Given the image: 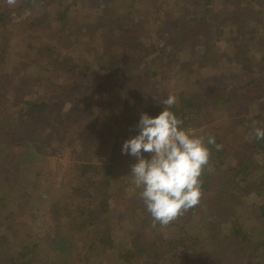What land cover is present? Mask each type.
Here are the masks:
<instances>
[{
    "label": "rangeland",
    "instance_id": "rangeland-1",
    "mask_svg": "<svg viewBox=\"0 0 264 264\" xmlns=\"http://www.w3.org/2000/svg\"><path fill=\"white\" fill-rule=\"evenodd\" d=\"M4 1L0 0V4ZM182 1L183 0H137L133 5H129L128 0H103V2L100 0H41L37 4L26 5V7L23 5L10 7L4 3L7 11H9L7 19L2 26L5 28V37L8 40L6 41V45L1 48L0 53H4L5 51V53L10 55L11 61L5 64L3 69L6 67L5 71L9 73L10 78L14 79L15 82H9V85L5 87L4 96L1 98L2 100H0V118H2V116L5 118L6 111L10 114L13 112L8 109V105L20 108L23 107V100L31 99V101L40 102L42 99H45L48 102L45 110L50 111L51 114L56 112L63 113L64 110L66 111L68 108L72 109V107H76V111L73 115L77 119H81L84 124V127H81L80 130L84 135H90V128L94 129L100 123L107 121L106 117L108 116H106V113L116 116V118H108V125L104 129L105 131L101 132V134L103 133L102 137L104 139L100 144L96 143V137L93 143L88 141L86 142L87 144L83 143L82 138L76 136L74 133V125H66L63 134L54 137L52 140H45L47 135L44 133L39 134L45 145L42 148L43 160L40 163L27 161L24 157H19L20 154L15 153V149L21 148L24 141H26L25 136H19L15 133L10 135L0 128V152L3 147L13 144L14 149L11 150V157L15 159V165L18 167L16 170L17 172L12 174L7 169H4L3 173L6 179L3 174H0V204L1 202L2 204L7 203L4 208L6 213L19 210L25 211L28 201H30V203L32 202L36 208H39L38 210L43 208L44 204L41 199H31V197H29L28 200L22 199L21 194L24 193L28 195L29 192H31V194H29L30 196L33 192L41 193V196L49 197L51 201H54L53 196L56 195V200L60 203L67 201L71 203L78 202L85 205L90 199L84 197V193L86 192L78 191L79 187L83 185L82 182L86 179L84 176H90L93 180L98 181L103 176L104 171V169H100L99 165H113L108 175V192L109 195L114 197L111 198L112 196H110L108 198L110 204L105 215L107 219L104 217L101 218L100 225H97V227L90 224L91 220L85 225L89 231H94V233H92L94 236L95 233H97V235L102 233L103 225L107 224L111 228V236L116 237V240L112 247L100 251V256L92 261L93 264H122L120 262L117 263L116 252L118 248L115 246V243L122 242L129 245L127 241H129L131 235L128 227L131 222L128 219V214H130L132 208H135L136 193L139 192L131 183L132 177L130 170L131 165L137 161L136 158L131 155L122 154V146L116 150L115 154H112V145H114L113 139L118 132L122 130H126L125 132L132 131V125L129 124L126 126L127 123L123 121L125 117H127V113H140L145 105V101H142V104H140L136 99L143 97L142 100H144L148 93H138L130 90L134 86L139 71L143 69L142 67L153 61L155 55L159 54L155 48L165 47L166 50H169L171 47L170 43L178 46L170 57L161 59L165 64L160 65L157 73L152 78V81H155L154 83L165 84L169 89L174 91H180V89L183 88L195 89V87L199 91H202L204 89V82H207L208 85L209 83H213V85L217 83L228 85L231 81L237 84L239 78L242 79V82H245L249 77L256 78V75L259 74L258 63L264 55V9L262 10L263 13L258 18L259 21H249V25L256 30L252 32V37L249 36V28L241 35L236 34V37L239 39H247V37L252 38L244 47H242L241 43H237V47H234V45L226 46L229 42V38L234 36L235 30L239 25L237 21L233 19V23L230 22L231 20L223 21L221 16L209 22L206 27L205 25H194L191 29L185 31V33L183 32L185 34V38L183 39H180V34L173 35L168 43L167 33L156 30L153 25H151L153 21L160 24L161 21L168 19L172 14L173 17L179 15V20L186 21H189L191 16H202L199 6L188 3L185 14L181 13L179 8L181 10L184 6L183 4L181 5ZM70 2V21L68 24L62 26L58 19V11ZM215 2L214 0L211 7L217 6L218 11L224 15L223 17L229 14L232 9H235L232 1L229 3L224 2V4L220 3L219 0ZM117 3L120 4V8L122 9L121 15L132 13L131 16L134 20H138L139 22L144 21V24L139 28L137 33L138 41L146 48L152 46L155 51L150 53L152 50V48H150L142 50L141 54H134V66L132 68H128V64L123 63L122 67L115 72L116 74L120 72V77L115 74L119 79L114 84L115 86L111 84L106 87L105 84L97 78H93L94 81L92 82L80 80L90 73L88 79V81H90L92 72L95 71V73H97L100 70V65L104 63L110 50L114 49L109 48L105 51L97 46L96 41L93 39L96 40V38L100 37L102 26L94 22L103 21L102 18L106 19L108 16L115 15ZM243 4L244 3H242L241 6ZM245 10H242L241 14L246 13ZM26 11L30 13L27 16L24 15ZM37 16L38 22L35 19ZM98 16H100V18H98ZM224 19L227 18L225 17ZM34 20L36 24L32 26L31 21L33 22ZM135 23L137 22L134 21L132 24L134 25ZM178 23L180 24L181 22ZM215 23H220L222 32L219 33V41H217L215 49L209 51L212 54V62L203 65L196 64L195 61L197 60L195 59L199 58V55L205 51L202 49V46L198 45L196 42L206 40V42L210 44L213 36H210L208 39L204 38L214 32L217 26ZM170 24H172L171 21L168 23V26ZM206 28H209L212 32L206 30ZM175 41L176 43H174ZM42 47H48L50 51L59 58L65 57L72 62L85 65L86 68H80V70H77V68L73 69L74 72H70L69 74L63 70L50 72L49 69H44L35 74L34 69L36 65L43 62L36 60L32 54H41L39 50ZM235 50L241 51L240 54L243 57H247V66L250 72L240 69L241 57L237 52L234 54ZM21 51L27 52V60H22L18 57L17 53ZM174 61L176 65L189 63V66H191V73H186L181 70V72H178L175 76L172 69L168 66V63H174ZM29 62H31L32 65H30ZM77 72H84L85 76L79 78ZM133 73H135L134 77ZM16 80H19V82L16 83ZM96 80L99 82L96 83ZM116 85L121 86L117 88ZM148 85L150 87L154 84L150 82ZM70 88H73L72 92H68ZM147 91L153 98L160 95L159 90L150 91L149 89ZM127 96L130 97L128 98V102H125V105H120V102ZM107 104H110V106ZM131 104H133V106L131 110H129ZM106 107L107 110L105 111ZM231 110L235 111L234 115L231 114L230 108L227 109L221 106L214 108L213 104L210 103L208 109L205 111V116L211 120H205V126L215 125L213 128L215 131L221 133L223 145H226L227 148L230 149H228V154L233 156L234 150H241L239 146H236L241 138L245 140L246 137V142L250 144L249 140L252 137L251 134L254 133V125L260 123L262 124L261 126H263L264 108L261 109L258 103L256 104V102L252 101L246 106L242 103L240 110L234 108ZM16 112L19 113L18 116L23 115L20 109H16ZM13 116L16 117L17 114ZM95 119H97V121H95ZM200 128L203 129V125L200 126ZM220 129L226 132L219 131ZM234 142L236 144L231 146ZM256 149L257 148L252 144L247 147L245 143L244 152L252 158V166L250 167L252 178L250 177V180L258 177L260 169L262 167L264 168V150L260 149L256 152ZM143 155L146 158L149 156L147 153H143ZM23 161L25 163H23ZM85 163L91 165L96 164L95 172L87 171L83 174L81 166ZM2 167H5V164H3ZM218 170L219 174L215 177H211L212 184L209 185L213 192L221 188L219 184L222 182L219 178L225 173L221 171V168ZM16 174L17 177L13 176ZM16 181L19 182V184H17ZM213 185L214 188H212ZM46 188H52L50 194H46ZM255 191L256 186L254 184L250 185L245 192L241 190L240 186L234 188L233 195L228 198V200L237 211V214H239V212L244 213L247 207L250 208L251 204L258 203L260 199ZM220 198L224 199L225 197L222 196ZM209 202L210 200H205L202 203L201 209L196 210L189 218V222L195 226L190 228L191 231L199 233L202 239L197 245V250L193 253L191 260L185 262L183 255H180L179 259L175 256L173 260H175V258L177 259V261L175 260V262H177L176 264H195L196 262L200 264H209L212 260L220 257L224 262H219L218 264H235L236 262L237 264H249L250 258H247L246 255L247 252H251L250 247L243 252L242 257L236 256L232 248L226 249L223 255H218V252L213 250V247L219 244L221 236L228 233L229 225L226 222H228L230 218L228 216L224 218L225 213L222 209H219L221 205L219 201H216V211L219 212L210 214L207 208ZM97 204L98 203L92 202L90 206L97 209ZM69 210L71 213L74 212L71 208H68V211ZM86 215H88L87 211L85 213V216ZM84 218L86 219L87 216ZM130 218L133 217L130 216ZM247 218L250 219L248 215ZM41 221H44L43 217L38 218L37 223ZM244 225L246 226L248 224L244 222ZM147 226L144 234L149 238L148 241L151 242L152 232ZM0 228L2 229V227ZM258 228L259 226H256V228L252 229L253 231H250V235H252V232L255 234L251 236L252 239H257L258 236L263 235L260 231L261 228ZM46 229V232L51 231L50 227ZM191 231H189V233H191ZM163 233H165V230H163ZM215 235L216 237H213ZM261 237L264 238V235ZM22 240V238L17 237L12 245H8V243L1 245L2 247L0 250L3 249V251H0L1 264H10L6 254L13 256L17 255L18 251L22 248ZM47 252L49 253V248L45 247V253ZM164 263L169 264L168 262ZM12 264H18V261ZM36 264H41V262L37 261Z\"/></svg>",
    "mask_w": 264,
    "mask_h": 264
},
{
    "label": "trees",
    "instance_id": "trees-1",
    "mask_svg": "<svg viewBox=\"0 0 264 264\" xmlns=\"http://www.w3.org/2000/svg\"><path fill=\"white\" fill-rule=\"evenodd\" d=\"M39 1L41 0H18V4L16 6L23 5L26 7V5L37 4ZM100 1L103 2V0ZM135 1L137 0H128L129 5H133ZM215 1L217 2V0ZM219 1L223 4L224 2L229 3L232 1L235 6V9H232L229 14L225 15L227 19H224V15L218 11L217 6H213L214 9L211 7L214 0H183L181 5L183 4L184 6L181 10L179 8L181 13L185 14L188 3L199 6L201 8L202 16H191L189 21H186L179 20V15L173 17L172 14V16H169L168 19L161 21L160 24L156 21H153L151 25H153L156 30L166 32L169 43L170 38L173 35L180 34V39H183L185 38V31H188L194 25H205L206 27L209 22L214 21L218 18V16H221L223 21L231 20L230 22L233 23V20H235L239 25L235 30L234 36L229 38V42L226 44V46L234 45V47H237V43H241L242 47H244L249 41L252 40V38L247 37V39H239L236 37V34L241 35L246 32L247 28H249V36H253L251 34L256 30H254V28L249 25V21H259L258 18L263 13L262 10L264 9L263 0ZM4 3L6 2L4 1L0 4V52L1 48L6 45V41L8 40L5 37V28L2 26L4 21L7 19L9 11H7L5 7L6 5ZM242 3H244L242 5L244 7L241 6ZM70 9L71 2L58 11V19L62 26L68 24L70 21ZM115 10V15L108 16L106 19L102 18L103 21L94 22L99 24V26H102V33L100 34L99 38H96V40L93 39L96 41L97 46L100 47L101 50L106 51L109 48L114 49L110 50L108 57H106L104 63L100 65V70L97 73H95V71L92 72L90 81H88L90 73L85 76L84 72H77L79 78L85 76L80 80L92 82L94 81L93 78H97L99 81L104 83L106 87L111 84L112 86H115L114 84L119 80L116 75L120 77V72L118 74L115 73L117 69H120L123 63L128 64V68H132L134 66L133 55L141 54L142 50L152 48V46L150 48H146L140 41H138L137 33L139 28H141V26L144 24V21L139 22L138 20H134L131 16L132 13L121 15L122 9L118 3L115 7ZM242 10H245L246 13L241 14ZM38 16L35 18L37 22ZM98 18H100V16H98ZM36 21H31V25L34 26ZM134 21L137 23L133 25L132 23ZM170 21L172 24L168 26ZM178 22H181L182 25ZM215 25L217 26L214 29V32L212 34L208 33L209 35L204 38L208 39L210 36H213L212 42L210 44L207 43L206 40L196 42L198 45L202 46L203 50H205L204 53L199 55V58L195 59L197 60L195 61L196 64L198 63L203 65L212 62V54L209 51L215 49L216 43L219 41V33L222 32L220 23H215ZM206 30L212 32V30L209 28H206ZM176 41L174 43H176ZM170 46L171 47L169 50H166L165 47L155 48L159 54L155 55L153 61H151L149 64H146L144 67H142L143 69L139 71L134 86L130 91H136L138 93L145 92L146 94L148 93L144 100H142L143 97H140V95V98L136 99L140 104H142V101H145V105L141 109L140 113H127V117H125L123 121L127 123L126 126L129 124L132 125V131L130 130V132H125L126 130H122L117 133L113 139L114 145H112V154H115L116 150L122 146L125 140L138 134L139 129L136 126L142 113H147L149 116L154 117L163 110V105L159 103V98L163 100L169 94H173L177 97V103L171 110L178 118L183 120V127L186 129H191L194 133L203 135L205 138H207L209 135L214 136L216 143L222 145V147L220 150H217L214 146L209 145L211 157L209 166L205 169L201 177V188L203 195L200 203L169 225L160 226L159 224H156L154 226L150 214L146 211L143 201L139 198V192L136 193L137 197L135 201L136 203L134 204L135 208H132V211L130 214H128V219L131 222L130 226L128 227L129 233L131 235L129 237V241H127L129 242V245H126L122 242L115 243V246L118 248L116 252L117 263L165 264L164 262H168L169 264H176L177 262H175V260L177 261V259L175 258V260H173V258L176 256L179 259L180 255L184 256L183 259L185 262L191 260L193 253L197 250V245L202 239L200 238L199 233L191 231L190 228L195 226L189 222V218L196 212V210L201 209L202 203L205 200H210V202L207 204V208L209 209L208 212L210 214L219 212L216 211V201H219L221 205L220 208H218L222 209L225 213L224 218L227 216L230 218L229 221L226 222L229 225L228 233L221 236L219 244L214 246L213 250L217 251L218 255H223L226 249L232 248L236 256L242 257L243 252L246 251L248 247H250L251 252H247L246 255L247 258H250L249 264H264V238L261 237L264 235V168L262 167L260 169L258 177L250 180V177L252 176L250 174L252 158L244 152L245 143L247 147H249L250 144L254 145V147L257 148L256 152H258L260 149L264 150V139L257 140L253 133L251 134L252 137L249 140V144L246 142V137L245 140L241 138L240 142L236 145L239 146L241 150H234L233 156H230L228 154L230 149L227 148L226 145H223L221 133L215 131L213 128L215 125L213 124L205 126V120H211L205 116V111L208 109L210 103L213 104L214 108L220 106L223 108L226 107L227 109L230 108L232 115H234L235 111L231 109L234 108L236 110H240L242 103H244V106H246L248 103L253 101L256 102V104L258 103V106H260L261 109L264 108V55L261 57V61L258 63L259 74L256 75V78L249 77V79L245 82H242V79L239 78L237 84L232 83L231 81L228 85H223L220 83L215 85H213V83H209L208 85L207 82H204V89L202 91H199L196 89V87L195 89L183 88L180 89V91H174L169 89V87L165 84L157 82L154 83L155 81H152V78L157 73L160 65L165 64V62L163 60L161 61V59L164 57H170V55H172L178 47L176 45H172V43H170ZM154 51L155 50L152 48L150 53ZM39 52H41L42 55L30 53L34 58H36V60L43 62L36 65L34 69L35 74L44 69H49L50 72L63 70L69 74L70 72H74L73 69L77 68V70H80V68H86L85 65L79 64L78 62H72L65 57H57V55L53 54L48 47H42ZM236 52L241 57L240 69L250 72L247 66V57H243L240 54L241 51L239 50H235L234 54ZM17 54L20 59L27 60V52L21 51ZM10 61L11 57L9 54L5 53V51L4 53H0V100H2L1 98L4 96V90L6 89L5 87L9 85L8 83L15 82L14 79L10 78L9 73L5 71L6 67L3 69V66L8 64ZM175 61L174 63H168L169 68L172 69L175 76L178 72H181V70L185 71L186 73H191V66H189V63L176 65ZM29 64L32 65L31 62H29ZM134 75L135 73H133V77ZM99 81L96 80V83ZM18 82L19 80H16V83ZM150 82H152L154 85L149 87L148 83ZM120 86L121 85H116L117 88H120ZM149 89L150 91L159 90L160 95L154 99L147 91ZM72 90L73 88H70L68 92H72ZM128 98L130 97H125L120 102V105H125V102H128ZM47 103L48 102L45 99H42L40 102L31 101V99L23 100V107L16 108L15 106L8 105V109L13 112L10 114L8 111H6V119L4 116L0 118L1 130L8 132L10 135L15 133L19 136H25L26 141H24L21 148L15 149V153L20 154L19 157H24L25 160L30 162L40 163L43 160L42 148L45 145L42 141L43 139L41 138V135L39 134L44 133L47 135L45 140H52L54 137L63 134L65 130L64 127L66 125H74L75 130L73 131L76 136H80V138H82L83 143L87 144V141L93 143L94 138L96 137V143L100 144L104 139L102 137L103 133L101 134V132L105 131L104 129L107 127L109 122L108 118H116V116L106 113V116H108L106 117L107 121L100 123L94 129L90 128V135H84L80 130L81 127H84V124L82 123L81 119H77L73 115V113L76 111V107H72V109L68 108L66 111L64 110L63 113L56 112L51 114L50 111L45 110L47 108ZM107 105L110 106V104ZM132 106L133 104L130 105L129 110H131ZM16 109H20V111L23 112V115L18 116L19 113L16 112ZM106 110L107 107L105 108V111ZM14 114H17V116H13ZM97 119H95V121H97ZM202 125L203 129L200 128ZM261 125L262 124L260 123L255 124L256 127L264 128V124L263 126ZM219 131L222 130L220 129ZM235 144L236 143L234 142L231 146H234ZM13 149V144H10L9 146L7 145L6 147H3L2 151L0 152V174H3V176L4 169H7L11 174L17 172L16 170L18 167L15 165V159L11 157V150ZM23 163L25 162L23 161ZM3 164H5V167H2ZM96 166V164L91 165L85 163L81 166L83 174L87 171L95 172ZM112 166V164H109L108 166L103 164L99 165L100 169H104V171L103 176L98 181L93 180L90 176H84L86 179L84 182H82L83 185L79 187L78 191L86 192L84 193V197L90 199L85 205H82L78 202L71 203L67 201L60 203L56 200V195L53 196L54 201H51L49 197L41 196V193L35 192H33L31 196L29 195L31 192H27L28 195L22 193L21 197L22 199L27 200L29 197H31V199H41L44 207L40 210H38L39 208H36L32 202L31 204L30 201H28L25 211L19 210L6 213L4 208L7 203L2 204L1 202L0 227H2V229L0 228V231L2 232H0V248L4 243L12 245L13 241L17 237L23 239L22 248L20 251H18L17 255L13 256L6 254L8 262L10 264L17 261L18 264H36L37 261H40L41 264H93L92 261L96 257L100 256L101 250L112 247L116 237L111 236V228L109 225H103V232L99 233L98 235L95 233L94 236L92 234L94 231L90 230V232L85 225L91 220L90 224L97 227V225H100L101 218H106L105 215L110 204L108 198L112 196L109 195L108 192V175L111 172ZM219 168H221V171L225 173L222 172L224 175L219 178V180L222 182L219 184L221 188H218V191L213 192L209 185L212 184L211 177H215L219 174ZM13 176L17 177V174ZM16 183L19 184L17 181ZM253 184L256 186L255 193L259 196L260 200L257 204H251L250 208L247 207V210H245L244 213L239 212V214H237V211L234 209L228 198L233 195V190L235 187L240 186L241 190H244L245 192L248 190L249 186ZM212 188H214V185ZM50 191H52V188H46V194H50ZM222 196L225 198H220ZM113 197L114 196L111 198ZM92 202L98 203L97 209L90 206ZM68 208H71V210H74V212L71 213L70 210L69 212ZM86 211L88 215H86L87 218L85 219L84 217H86ZM247 215L250 217V219L247 218ZM130 216L133 218H130ZM40 217H43L44 221L37 223V220ZM244 222L248 225L245 226ZM146 226L152 232V239H150L151 242L148 241L149 238L144 234ZM256 226H259L258 229L261 228L260 231L263 235L258 236L257 239H252L251 236L255 234L252 232V235H250V231H253L252 229L256 228ZM48 227L51 228V231L46 232L45 230H47L46 228ZM163 230H165V233H163ZM189 231H191V233H189ZM216 235L213 237H216ZM45 247L49 248V253H45ZM0 251H3V249ZM219 262L224 261L222 258L218 257L212 260L209 264H218ZM195 264L200 263L196 262ZM235 264H237V262Z\"/></svg>",
    "mask_w": 264,
    "mask_h": 264
},
{
    "label": "clouds",
    "instance_id": "clouds-1",
    "mask_svg": "<svg viewBox=\"0 0 264 264\" xmlns=\"http://www.w3.org/2000/svg\"><path fill=\"white\" fill-rule=\"evenodd\" d=\"M5 2L10 7L18 4V0ZM159 103L163 110L158 115H140L138 134L123 142L121 152L136 158L131 183L139 190L153 225L167 226L200 203L201 177L211 157L209 145L217 150L222 145L214 136L205 138L183 127V120L171 110L177 103L175 95L159 98ZM254 136L264 139V128L254 125Z\"/></svg>",
    "mask_w": 264,
    "mask_h": 264
}]
</instances>
